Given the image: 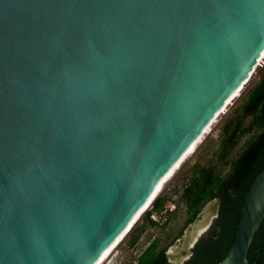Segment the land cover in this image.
Segmentation results:
<instances>
[{"label":"water","instance_id":"1","mask_svg":"<svg viewBox=\"0 0 264 264\" xmlns=\"http://www.w3.org/2000/svg\"><path fill=\"white\" fill-rule=\"evenodd\" d=\"M263 54L264 0H0V264H98Z\"/></svg>","mask_w":264,"mask_h":264},{"label":"flooded vegetation","instance_id":"2","mask_svg":"<svg viewBox=\"0 0 264 264\" xmlns=\"http://www.w3.org/2000/svg\"><path fill=\"white\" fill-rule=\"evenodd\" d=\"M262 59L255 76L252 74L253 79L251 77L241 89L240 94L243 90L244 93L234 104L230 102L232 108L222 119L214 144L208 149L207 163L201 164L197 157L178 170L184 175L178 191L179 204L171 205L173 208L168 206L172 211L167 212L166 221L176 214L181 204L184 219L180 228L154 237L128 264L141 261L145 264L215 263L230 235L233 219L239 215L247 192L264 168V57ZM260 228L264 230V221ZM263 243L258 251L261 256Z\"/></svg>","mask_w":264,"mask_h":264},{"label":"rangeland","instance_id":"3","mask_svg":"<svg viewBox=\"0 0 264 264\" xmlns=\"http://www.w3.org/2000/svg\"><path fill=\"white\" fill-rule=\"evenodd\" d=\"M253 77H252V79H253ZM243 93H244V90L241 92L240 96ZM238 99H239V97H238ZM238 99L236 98V99L232 100L231 103L234 104L235 102H237ZM232 104L229 105L226 112H224L223 114H221L217 118L216 122L209 129L210 131H208V133L203 137L202 142L200 143L199 147L196 150L197 152L195 151L196 154L195 153L192 154L183 163L184 165L185 164L189 165L190 162L197 157L199 158V162L201 164L207 163V158L210 156V154H209L210 150H208V149H209V147H211V145L214 144V140L216 138L215 136L217 135V132L219 129L218 127L220 126L222 119L226 118V116L228 114L227 112L230 110V108H232ZM241 143H242V141L240 142V144ZM178 170L175 173V175L173 176V178L169 182L166 183L163 190L161 191L159 196L156 198V201L161 197L167 198L168 201L166 203V206L167 207L170 206L171 208H173V206H171V205H173V204L178 205L179 204V193H178V191H180L182 188V186H181L182 181L181 180H182V178H184V175L182 174V172L180 173V172H178ZM171 208H168V210ZM183 212H184L183 206L180 204L179 207L177 206L176 214L170 215L168 221L163 222L162 224L157 223V225H155V226L149 225L147 223V221L144 219V216L142 215V217L138 220V222L135 224L134 227L142 226L143 224L146 225V227H145V231L143 232V234H142L140 240L138 241V243L136 244V246L133 248L128 247V245L126 244L127 243L126 240L128 237V235H127L124 238V240L121 241V243L116 248V250L111 255V257L104 264H128L131 259L136 258L137 256L140 255V253L149 245V243L151 242V240L154 237L164 235V234L168 233V231L171 229L175 230V229L180 228V226L183 222V219H184Z\"/></svg>","mask_w":264,"mask_h":264},{"label":"trees","instance_id":"4","mask_svg":"<svg viewBox=\"0 0 264 264\" xmlns=\"http://www.w3.org/2000/svg\"><path fill=\"white\" fill-rule=\"evenodd\" d=\"M167 201L168 200L165 197L159 198L154 203V206H153L154 210L159 212L160 214H162L165 211V209H168V207L166 206ZM188 205L191 206V203L189 202ZM240 215H241V211H240L239 215L233 219L232 225H231L232 228L230 231V235L226 241L225 247L222 251H220L217 254V259H216L214 264H219L226 257L230 248L232 247V245L234 243L235 234H236L237 225L239 222ZM145 220L151 226L157 225V223L152 221L149 214L146 215ZM145 227H146V225H144V224L142 226H136L129 232L127 240H126L127 241L126 244L128 245V247L133 248L136 246V244L140 240L143 232L145 231ZM263 241H264V230H263V228H260V230L256 233V235L254 237V240L252 242V246L250 249V253L248 254V257H247L250 262H253L256 259L258 251L261 250ZM263 261H264V249H263L262 256L259 259L257 264H262ZM140 264H145V263L143 261H141Z\"/></svg>","mask_w":264,"mask_h":264},{"label":"bare ground","instance_id":"5","mask_svg":"<svg viewBox=\"0 0 264 264\" xmlns=\"http://www.w3.org/2000/svg\"><path fill=\"white\" fill-rule=\"evenodd\" d=\"M264 57V54H263ZM241 91V90H240ZM240 91L239 93H237L232 100L236 99L239 95H240ZM230 101V102H231ZM230 102H228L227 106L223 109V111L217 116V118L226 110V108L228 107V105L230 104ZM217 118L215 119V121L211 124V126L216 122ZM211 126L207 129V131L205 132V134L195 143V145L188 151V153L181 159V161L179 163H177V165L175 166V168L169 173V175L156 187L154 193L152 194L149 202L147 203V205L145 206V208L141 211V213L136 217V219L133 222V226L131 225L128 229V231L117 241V243L110 249L108 250L105 255L103 256V258L100 260V262L98 264H104L110 257L111 255L114 253V251L116 250V248L119 246V244L121 243V240L123 241L124 238L128 235V233L134 228L135 224L138 222V220L142 217V215L144 214V212L151 206V204L153 202L156 201V198L159 196V194L161 193V191L163 190L164 186L166 185L167 182H169L173 176L175 175V173L177 172V170L183 165V163L192 155L195 153V151L197 150V148L199 147L200 143L203 140V137L208 133V131H210L209 129L211 128Z\"/></svg>","mask_w":264,"mask_h":264},{"label":"built area","instance_id":"6","mask_svg":"<svg viewBox=\"0 0 264 264\" xmlns=\"http://www.w3.org/2000/svg\"><path fill=\"white\" fill-rule=\"evenodd\" d=\"M262 60H263V59H262ZM262 60H261V61H262ZM261 61H260L259 65L255 68V70H254V72H253V75H254L255 71L258 69V67L260 66ZM251 77H252V76H251ZM154 203H155V202H153V203L151 204V206H150V207L144 212V214H143L144 219H145L146 215L149 214L153 222L162 224L163 222L166 221V215H167V212H168V211L171 212L172 210H171V209H169V210H168V209H165V211H164L162 214H160L159 212H157V211L154 210V208H153ZM128 234H129V233H128Z\"/></svg>","mask_w":264,"mask_h":264}]
</instances>
